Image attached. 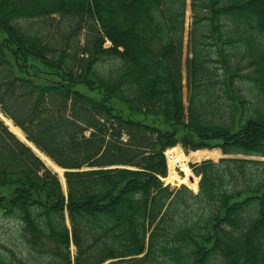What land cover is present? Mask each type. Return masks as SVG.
<instances>
[{"label":"trees","instance_id":"16d2710c","mask_svg":"<svg viewBox=\"0 0 264 264\" xmlns=\"http://www.w3.org/2000/svg\"><path fill=\"white\" fill-rule=\"evenodd\" d=\"M187 5L0 0V264H264V0Z\"/></svg>","mask_w":264,"mask_h":264},{"label":"rangeland","instance_id":"374dc122","mask_svg":"<svg viewBox=\"0 0 264 264\" xmlns=\"http://www.w3.org/2000/svg\"><path fill=\"white\" fill-rule=\"evenodd\" d=\"M186 22H187V29H188V27L192 23L191 0H188ZM188 37H189V31H188V35L186 37V41H187ZM110 43H111L110 40H107L105 42L106 45H109ZM213 50H215V49H213ZM176 146H178L179 149L180 150L182 149V152H184V154H185V155L183 154L185 156L184 164L186 166H183L184 169H182V168L181 169H177L176 172L173 173L171 171V169H170V163H168V165H169L168 166L169 167L168 174L169 175L167 174V176H166V177H168V179H166L165 177L163 179H164L165 183L168 182L172 186H178V185H180L182 183H186L192 189H194V186L198 187V184H199V181H200V175L195 173V171H194V169L192 167V164H194L196 162H200V161H202L203 159H206V158H211V159H214V160H218L221 156H225V155H242V154L225 153V152H223V150H222V148L220 146H203V147H198V148L199 149L200 148H207V147L208 148H214V147L215 148H219L221 150V155L214 154V153L210 152L209 150H208V152L201 151V153H198L201 158L194 159V158L191 157L193 155V152H194L193 150L198 149V148H191V147L190 148H186V146L181 141H178L174 145H169L165 149H167L168 151L174 150L173 148H175ZM204 150H206V149H204ZM211 156H217V158H213ZM257 157H259V156H257ZM261 158H264V156H261ZM166 160H167V158H166ZM47 164L52 169H54L48 162H47ZM186 167L189 168V170L185 169ZM55 171H57V170H55ZM192 176L194 177V181H196V184H194L193 181L191 180ZM198 189H199V187H198ZM8 220H10V219H7V221ZM16 237H17V230L15 229V227L8 226L7 228H5L4 225L0 224V241H4V242L8 243L9 245H14L13 242L15 241V239L17 240ZM20 247H21V245L18 243L16 245V248L20 249ZM74 252H75V246L72 244V253H74Z\"/></svg>","mask_w":264,"mask_h":264},{"label":"bare ground","instance_id":"6f19581e","mask_svg":"<svg viewBox=\"0 0 264 264\" xmlns=\"http://www.w3.org/2000/svg\"><path fill=\"white\" fill-rule=\"evenodd\" d=\"M0 116L1 117H4V119H5V121L9 124V126L11 127V129L12 130H14L21 138H23V139H26V136H25V133L23 132V130L19 127V126H17V125H15L14 123H13V121L11 120V119H9L8 117H6L1 111H0ZM27 141H29L28 139H26ZM31 144H32V146L35 148V151H37L42 157H43V159H45L55 170H57L58 172H59V174H60V176H61V179H62V181H63V183H65V179H64V175H63V171H64V168H62V167H60L57 163H55L49 156H47L44 152H42L41 150H39L31 141H29ZM215 148V147H214ZM175 151H176V157L174 158L175 160H171L169 163H170V169H171V171L173 172V173H175L176 172V168H175V162L176 161H178L179 163H180V166H181V168L182 169H184L183 168V166H186L185 164H184V158H185V154H184V152H182V149L180 150L179 149V147L178 146H176L175 148H173ZM201 151H206V152H208V150L206 149V150H199V151H194L193 152V155L191 156L192 158L194 157V156H197V157H200V155L198 154V153H201ZM184 154V155H183ZM187 158V157H186ZM201 158V157H200ZM46 162V163H47ZM185 169H187V170H189V168H185ZM166 179H168V177H166ZM191 180L193 181V183L194 184H196V181H194V177L192 176L191 177ZM198 184V183H197ZM198 187H199V184H198ZM198 187L197 186H194V189L195 190H197L198 189ZM193 189V190H194Z\"/></svg>","mask_w":264,"mask_h":264},{"label":"built area","instance_id":"2783aa9c","mask_svg":"<svg viewBox=\"0 0 264 264\" xmlns=\"http://www.w3.org/2000/svg\"><path fill=\"white\" fill-rule=\"evenodd\" d=\"M167 160L170 162L171 160H175L174 158L176 157V152L174 150L168 151L167 149L165 150ZM175 167H180V163L178 161L175 162Z\"/></svg>","mask_w":264,"mask_h":264},{"label":"water","instance_id":"95a60500","mask_svg":"<svg viewBox=\"0 0 264 264\" xmlns=\"http://www.w3.org/2000/svg\"><path fill=\"white\" fill-rule=\"evenodd\" d=\"M3 119H4V117H3ZM27 139V138H26ZM25 139V140H26ZM27 141V140H26ZM30 145H32L29 141H27ZM33 147V146H32ZM34 148V147H33ZM35 149V148H34ZM64 170H65V168H64ZM63 175H64V171H63ZM64 179H65V176H64ZM65 184H66V180H65ZM65 187H66V185H65ZM68 222H69V218H68ZM75 246V245H74ZM103 264H105V263H103Z\"/></svg>","mask_w":264,"mask_h":264}]
</instances>
